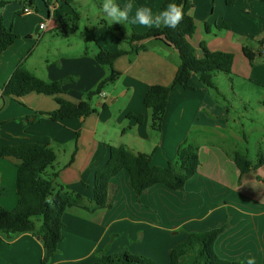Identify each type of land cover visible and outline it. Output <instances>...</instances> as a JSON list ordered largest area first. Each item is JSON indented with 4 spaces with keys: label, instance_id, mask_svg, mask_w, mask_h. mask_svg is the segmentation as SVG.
Here are the masks:
<instances>
[{
    "label": "crops",
    "instance_id": "crops-1",
    "mask_svg": "<svg viewBox=\"0 0 264 264\" xmlns=\"http://www.w3.org/2000/svg\"><path fill=\"white\" fill-rule=\"evenodd\" d=\"M7 2L0 14L7 29L19 39L0 54V145H49L57 161L48 174H58L57 185L84 197L82 204L69 206L63 217V241L51 264H94L100 255L115 254L120 247L150 259L169 256L179 245L177 237L181 236L183 243L190 233L225 225L227 229L216 244L217 254L240 261L254 257L256 264H264V165L252 167L242 176L234 162L236 153L246 156L253 166L264 159V125L260 136L250 119L255 112L252 105H262L264 100V2L189 0V15L196 25L189 44L199 58L202 44L211 52L233 54L232 75H227L228 87L215 83L218 90L204 86L197 75L190 82L193 90L176 87L160 131L152 127V112L144 98L152 86L173 83L180 58L174 47L154 40L144 43L147 51L115 61L114 69L121 78L103 90L96 105L92 101L95 112L90 116L54 122L42 115L57 110L61 101L80 104L108 76V70L94 57L99 48L129 51L143 44L121 42V33L110 27L120 26L127 34L156 27L108 24L101 10L103 0ZM114 2L121 8L131 3V19L139 7L159 13L166 0ZM26 6L34 13L25 14ZM79 8H85V13ZM75 16L77 28L73 29V23L64 21ZM89 16L94 21L87 22L82 31V18ZM42 23L45 30L40 28ZM223 24L228 29L221 30ZM244 49L254 54L253 62ZM21 64L47 83L69 78L75 82L56 95H4ZM240 107H245L243 114H239ZM132 116H141L143 122ZM186 141L198 149L200 166L185 191L158 185L138 193L128 173L122 171L111 181L107 204H94L95 176L109 161L112 148L152 155L153 166L166 167L176 161L178 147ZM16 180L17 161L0 158V206L9 211L19 200ZM45 255L32 234L13 238L0 234V264H41ZM181 264H191V260Z\"/></svg>",
    "mask_w": 264,
    "mask_h": 264
},
{
    "label": "trees",
    "instance_id": "trees-1",
    "mask_svg": "<svg viewBox=\"0 0 264 264\" xmlns=\"http://www.w3.org/2000/svg\"><path fill=\"white\" fill-rule=\"evenodd\" d=\"M169 3L183 6L184 17L178 27L175 29L152 28L141 34L133 31L127 34L120 26L110 27L113 32L121 33L119 38L121 42L125 41L131 46L135 43L143 44L129 51L119 49L115 52H106L99 48L94 57L101 67L108 70V76L99 82L80 104L61 101L57 110L42 115L54 122L90 116L95 112L92 105L93 98L101 95L107 86L121 78V73L114 69L115 61L124 55L147 51L148 48L144 43L149 40L174 47L180 58V65L173 83L169 86H152L144 98V105L152 112L154 129L160 131L162 128L172 91L179 86L186 90H193L190 86L193 75H197L204 86L218 90L215 76L219 73L232 75L234 55L211 52L206 44H202L200 47L202 57L199 58L195 49L189 44V39L196 32L195 22L189 15L191 3L189 0H166L162 9L164 10ZM8 4L7 1H0V13ZM77 17L64 22L65 24L73 23L72 28L76 29L74 23L78 21ZM206 27L209 28V25ZM220 29H228V26L223 24ZM18 39V35L7 29L0 14V54L11 48ZM244 53L250 62H253L254 54L248 49H244ZM74 82V78H69L47 83L21 64L14 71L3 94L15 98L25 97L31 93L56 95L63 93L64 87ZM261 104L264 107V100ZM132 117L138 123L143 122L141 116ZM0 158H13L17 161L16 191L19 198L13 210L9 211L0 206V234L5 233L9 238L19 234H32L46 251L41 264H51L58 253L59 244L63 241L65 229L63 217L69 206L82 204L84 197L57 185L58 174H48V169L52 168L57 161V155L49 145L40 143L0 145ZM234 162L242 176L249 173L252 167L264 165V159H262L253 166L246 156L239 153L234 155ZM199 166L198 149L187 141L178 147L176 161L170 162L166 167L153 166L152 155L135 154L125 147L112 148L109 161L96 173L93 202L99 207L107 204L111 181L122 171L128 173L130 184L138 193L158 185L172 191H185L188 182L197 175ZM49 199L51 203L48 202ZM226 229L225 225L206 232L190 233L185 242L170 250L169 264H181L182 260H191V264H244L243 261L224 259L217 254L216 244ZM94 264L156 263L147 257L132 254L128 249H123L119 253L100 255Z\"/></svg>",
    "mask_w": 264,
    "mask_h": 264
},
{
    "label": "clouds",
    "instance_id": "clouds-1",
    "mask_svg": "<svg viewBox=\"0 0 264 264\" xmlns=\"http://www.w3.org/2000/svg\"><path fill=\"white\" fill-rule=\"evenodd\" d=\"M101 10L106 18L113 23L121 25L126 23L139 24L147 28L167 27L175 29L184 17L183 6L176 3H169L164 10L155 15L151 8L139 7L136 9L131 19L130 13H132L133 10V5L131 3L121 8L114 0H103ZM48 202L51 203V200L49 199ZM244 264H256L255 258H247Z\"/></svg>",
    "mask_w": 264,
    "mask_h": 264
},
{
    "label": "rangeland",
    "instance_id": "rangeland-1",
    "mask_svg": "<svg viewBox=\"0 0 264 264\" xmlns=\"http://www.w3.org/2000/svg\"><path fill=\"white\" fill-rule=\"evenodd\" d=\"M1 1V0H0ZM4 1H12V0H4ZM94 6H95V4H93ZM93 9V12H96V10L94 9V8H92ZM85 8H79V11L81 12V13H85ZM93 15H95V13H93ZM104 17H106V16H104ZM89 18L90 19H87V17H84V18H82V21H81V23H80V27H81V30L82 31H84V26H85V24L87 23V22H91V23H93V21H94V19H92V17L91 16H89ZM106 20H107V22H108V24L110 23H112L110 20H108L107 18H106ZM125 29L126 30H128L127 32H129L130 31V29L125 25ZM130 34V33H129ZM123 46H125V44L123 43ZM220 74V75H219ZM219 74H217L216 76H221L220 78H218V81L216 80V76H215V83L217 82V84L219 83H221V86L222 87H228V83H227V75L226 74H224V73H219ZM109 86H107L104 90H107V88H108ZM98 96H96V97H94L93 98V103H94V105H96V103H97V100H98V98H97ZM261 101V100H260ZM245 108V107H244ZM243 107H240L239 108V114H243V109H244ZM246 108H248V107H246ZM252 109L255 111L254 113L252 112V114L253 115H250V119L252 120V121H254V127H255V129L256 130H258L257 131V133L256 134H258V135H260L261 136V128H262V125H264V108H263V106L262 105H260L258 102H255L253 105H252ZM263 110V111H262ZM244 123H246L245 121H244ZM247 124H249V125H251V123H247ZM56 164V163H55ZM54 164V165H55ZM51 170V168H49L48 169V171H50ZM177 236H175V238H176ZM181 236H179V237H177L176 239H178L177 240V242L179 243V245L180 244H182V242H181ZM164 242V241H163ZM124 243V242H123ZM122 244V242L120 243V245ZM119 246H117V248H118ZM119 249V252L121 251V249H122V247H120V248H118ZM119 252H117V253H119ZM141 256H144L143 254H141ZM144 257H146V256H144ZM150 259V258H149ZM151 260L153 261V262H155L156 264H169V256H167V254H166V256L164 255V257H159V258H157L156 256L155 257H153V258H151ZM241 261H243V262H245L244 260H241Z\"/></svg>",
    "mask_w": 264,
    "mask_h": 264
},
{
    "label": "built area",
    "instance_id": "built-area-1",
    "mask_svg": "<svg viewBox=\"0 0 264 264\" xmlns=\"http://www.w3.org/2000/svg\"><path fill=\"white\" fill-rule=\"evenodd\" d=\"M57 1L58 2H65L66 0H57ZM23 11L27 15H31V14L34 13V9L31 8V7H28V6H26ZM40 28H41V30H45L46 29V24L45 23L40 24ZM262 53L264 54V49H263Z\"/></svg>",
    "mask_w": 264,
    "mask_h": 264
}]
</instances>
